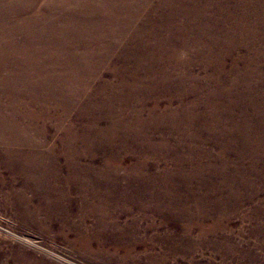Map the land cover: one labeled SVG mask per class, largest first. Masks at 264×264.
<instances>
[{
	"label": "bare ground",
	"instance_id": "obj_1",
	"mask_svg": "<svg viewBox=\"0 0 264 264\" xmlns=\"http://www.w3.org/2000/svg\"><path fill=\"white\" fill-rule=\"evenodd\" d=\"M260 28L264 0H0V205L96 264H264L224 223L264 234Z\"/></svg>",
	"mask_w": 264,
	"mask_h": 264
},
{
	"label": "rangeland",
	"instance_id": "obj_2",
	"mask_svg": "<svg viewBox=\"0 0 264 264\" xmlns=\"http://www.w3.org/2000/svg\"><path fill=\"white\" fill-rule=\"evenodd\" d=\"M58 13H62L61 9L57 10ZM149 13V12H147ZM199 23L200 20H199ZM143 29H151L150 27H144ZM161 31V28H159ZM199 30V28H195ZM163 30V28H162ZM183 30V29H182ZM192 31L195 32L197 35L199 34L198 31ZM258 36L261 38V36H264V32H262V28L257 31ZM222 32L220 31V34ZM229 34L230 32L225 31L223 34ZM256 34V35H257ZM131 35V29H127L125 31V35L127 37H130ZM241 33H239V38L240 39ZM258 39V37L256 38ZM262 40V39H261ZM264 40V39H263ZM220 41V40H219ZM263 50V51H262ZM239 51V49L235 52L236 53ZM262 52H264V46L261 49ZM206 53L207 50H204ZM243 51H240L242 53ZM184 53L182 50L178 53V60L180 62L184 61L187 57V54ZM196 57V55H194ZM215 58V57H214ZM201 63H199L200 65ZM202 65H200L201 67ZM100 69L102 71L104 69L105 74H103L104 78H107L109 80H113L111 75L109 74L108 71H106L108 68L107 66L105 68ZM203 67V66H202ZM229 67V65H227ZM164 69L166 70L164 65H158L157 66V74L161 76L164 72ZM237 69V68H236ZM242 70L241 68H239ZM199 73L200 75L203 74V70L196 68L194 70ZM104 73V72H103ZM153 75V74H152ZM233 79L238 78L237 75H232ZM52 130V134H55L54 130ZM109 131V129H108ZM122 132V131H120ZM264 144V142H261ZM263 148H259L257 152L260 153L261 150H264V145H262ZM255 152V154L257 153ZM154 160V159H152ZM164 163H161V166ZM123 170H120L119 173L123 174ZM122 183H125V181H122ZM262 197V198H261ZM264 199V193L260 194L256 199L254 200V203L259 202L260 200ZM256 201V202H255ZM253 204H246L244 205L235 215H232L231 218L226 219L224 223H230L229 225V230L230 232L235 236V240L239 242L240 244L247 243L248 246L252 248V251L260 256H264V234L261 235L260 233L257 234L256 232L253 231L256 230L257 227H259V224L261 223L260 226H262L263 221L258 218H253L252 215H250V211L252 210ZM240 212V213H239ZM247 212V213H246ZM136 215V216H135ZM239 215V216H238ZM137 217L139 219L143 218L141 223H149L148 220H145L144 215L139 212V211H134L132 215L129 216H122V220L128 219L131 217ZM142 216V217H141ZM14 212L9 208L3 205H0V264L8 263V264H13L12 259L10 258L11 252L15 249L18 251H21L20 253H28L30 255H33L35 258L39 259H46L51 262H56L58 264H96L93 262H88L81 258L78 254L73 253L64 242H57L53 241L51 238L43 236L38 230H36L34 227L22 224L23 222L21 220H18L16 217L14 218ZM127 217V218H126ZM215 216H211L210 218L206 219L204 222L205 223H210V221L214 220ZM157 223H161L159 217H155ZM230 220V221H229ZM243 220V221H242ZM91 222V220H90ZM171 223V222H168ZM176 223V222H175ZM22 226V227H21ZM252 229V230H251ZM251 230V231H250ZM248 238V239H247ZM249 242V243H248ZM260 244V245H259ZM16 245V246H14ZM21 246V247H20ZM14 247V248H13ZM257 247V248H256ZM261 247V248H260ZM13 249V250H12ZM214 254L211 250L207 249H202L197 254L195 255V258L197 259H205V257L212 256ZM40 256V257H39ZM60 262V263H59ZM180 262L182 264H190L189 259L187 260H182L180 259ZM178 259H173L172 257L170 260H168V264H177ZM260 264V263H257Z\"/></svg>",
	"mask_w": 264,
	"mask_h": 264
}]
</instances>
